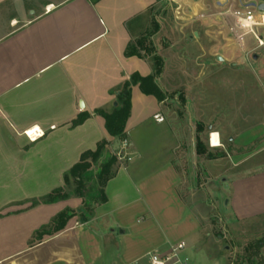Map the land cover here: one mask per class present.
Masks as SVG:
<instances>
[{"label": "crops", "instance_id": "crops-1", "mask_svg": "<svg viewBox=\"0 0 264 264\" xmlns=\"http://www.w3.org/2000/svg\"><path fill=\"white\" fill-rule=\"evenodd\" d=\"M185 3L192 29L189 55H258L261 64L264 46L259 48L252 34L254 41H246L237 31L238 13L245 12L239 0ZM154 4L0 0V264H150L145 259L151 253L166 257L180 244H185L183 254L214 244L198 217L188 172L198 158L195 125L182 123L139 86L132 87L125 129L133 160H117L113 177L105 186L100 181L116 157L117 139L110 137L98 113L121 107L118 98L134 74L154 75L150 58L126 56L138 32L148 28ZM262 15L254 11L256 22ZM255 32L264 43V27ZM159 34L152 38L158 55ZM163 76L156 79L158 85ZM80 117L83 122L74 126ZM151 130L159 132L156 156L146 146ZM37 131L45 136L30 141L27 133ZM102 141L109 145L96 161L89 160L77 195L65 177ZM233 177L231 226L244 230L245 224L264 223V159ZM58 189L65 191V200L41 202ZM62 213L69 219L54 233V221ZM217 248L210 260L222 264L221 256H214Z\"/></svg>", "mask_w": 264, "mask_h": 264}, {"label": "rangeland", "instance_id": "rangeland-1", "mask_svg": "<svg viewBox=\"0 0 264 264\" xmlns=\"http://www.w3.org/2000/svg\"><path fill=\"white\" fill-rule=\"evenodd\" d=\"M186 1L190 0H155L147 15L148 28L137 34L140 39L160 33L159 55L153 37L151 42L155 55L163 60L159 77L165 76L157 84L163 93L161 102L182 123L195 125L197 143L200 141L207 151L205 156L198 155L195 167L186 170L196 193L198 217L206 232L212 234L214 244L181 252L180 260L184 264H214L210 253L217 245L214 256H221L222 264H264V223L255 222L250 228L245 224L244 230H237L231 226L228 205L233 176L252 166L256 159H264V55L261 64L253 59L254 55H189L192 29L187 22L190 12ZM254 1L264 4V0ZM3 30L0 27V33ZM237 31L245 36L244 40L254 41L246 30L238 27ZM147 58L152 60L153 56ZM212 133L219 135L222 149L212 150ZM158 135L153 131L146 142L152 156L160 149ZM222 158L225 160L217 162ZM70 190L78 192L74 185ZM145 260L149 262L150 256Z\"/></svg>", "mask_w": 264, "mask_h": 264}, {"label": "trees", "instance_id": "trees-1", "mask_svg": "<svg viewBox=\"0 0 264 264\" xmlns=\"http://www.w3.org/2000/svg\"><path fill=\"white\" fill-rule=\"evenodd\" d=\"M158 28V27H157ZM153 35H146L143 38L138 39L133 44H131L126 51L127 57H147L153 56V64L155 67V73L152 76L141 77L138 74H134L131 78L130 83H126L122 93L120 94L118 100L121 107L114 110L112 113H105L103 111L99 112L98 115L105 120V127L113 139H119L120 141L126 140L125 129L127 121L131 113V92L133 86H139L141 92L147 96L155 97L159 102L162 101L163 93L156 83V79L162 74L163 71V60L161 57L155 55V49L152 46L151 38ZM84 118L80 117L74 122V126H77L83 122ZM107 141H102L95 152H88L82 156L81 162L76 165L70 176L65 177V185L70 186L71 180L78 190L77 195H81L80 188L82 184V176L87 170L90 169L91 165L89 160L96 161L102 151L108 146ZM197 155L205 156L207 154L206 149L200 141L196 144ZM117 163V158L114 156L110 163L107 165L106 169L101 175V184L105 186L107 182L113 177L112 166ZM68 196L63 189H58L42 200V203L51 204L60 200H65ZM68 215L66 213L60 214L54 221L53 232L57 233L64 229L66 222L68 221Z\"/></svg>", "mask_w": 264, "mask_h": 264}, {"label": "built area", "instance_id": "built-area-1", "mask_svg": "<svg viewBox=\"0 0 264 264\" xmlns=\"http://www.w3.org/2000/svg\"><path fill=\"white\" fill-rule=\"evenodd\" d=\"M254 11L253 9H245V12H239V28L241 30H246L248 33H251L256 40L258 41V47L261 48L264 46V43L258 38L255 28H257V25H260L261 22H256L254 18ZM242 18V19H240ZM254 24L255 26H253ZM157 122L161 123L163 122V119L157 116L155 118ZM212 135H210V142L212 141ZM28 138L30 141L35 142L38 139L45 136V133L43 132H34L27 133ZM116 158L119 162H132L133 155L130 153V144L127 140L121 141L120 148L116 151ZM185 249V244H180L178 246H175L171 249V253L169 256L166 257H160L156 253L149 254L150 256V264H182L180 260V253Z\"/></svg>", "mask_w": 264, "mask_h": 264}, {"label": "water", "instance_id": "water-1", "mask_svg": "<svg viewBox=\"0 0 264 264\" xmlns=\"http://www.w3.org/2000/svg\"><path fill=\"white\" fill-rule=\"evenodd\" d=\"M239 1L241 2V8H243V9H253L259 13L264 12V4H258L255 2H250V3L244 4V3H242L241 0H239ZM253 59L258 60V55H254ZM218 60L221 61V58H219ZM80 108L81 109L84 108L83 103L80 104ZM120 145H121V141L119 139H117L113 145L114 151H117L120 148Z\"/></svg>", "mask_w": 264, "mask_h": 264}, {"label": "bare ground", "instance_id": "bare-ground-1", "mask_svg": "<svg viewBox=\"0 0 264 264\" xmlns=\"http://www.w3.org/2000/svg\"><path fill=\"white\" fill-rule=\"evenodd\" d=\"M240 19H242V18H240ZM260 21H261V24L260 25H257V26L264 27V14L261 16V20ZM252 25L255 26L254 24H252ZM32 135H33V133H32ZM220 141L221 140L219 138V135L216 134V133H213V135H212V141H211L212 146L213 147H216V148L221 147Z\"/></svg>", "mask_w": 264, "mask_h": 264}]
</instances>
